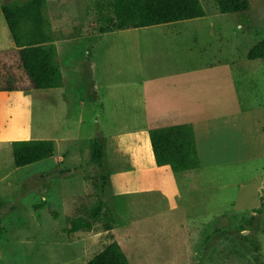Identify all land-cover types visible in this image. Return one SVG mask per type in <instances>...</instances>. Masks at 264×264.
<instances>
[{
    "label": "rangeland",
    "instance_id": "1",
    "mask_svg": "<svg viewBox=\"0 0 264 264\" xmlns=\"http://www.w3.org/2000/svg\"><path fill=\"white\" fill-rule=\"evenodd\" d=\"M24 1L0 0V40L2 6ZM106 1L47 0L65 90L0 92V264H87L112 242L131 264H264L263 143L240 156L204 151L194 178H181L161 205L144 190L115 197V234L106 232L111 184L92 159L98 135L140 123L135 98L157 64L210 63L222 48L219 60L247 83L250 103L264 101V58H248L264 39V0L227 14L201 0L206 17L103 33L114 18ZM21 132L53 140L56 155L17 167L8 143Z\"/></svg>",
    "mask_w": 264,
    "mask_h": 264
},
{
    "label": "crops",
    "instance_id": "2",
    "mask_svg": "<svg viewBox=\"0 0 264 264\" xmlns=\"http://www.w3.org/2000/svg\"><path fill=\"white\" fill-rule=\"evenodd\" d=\"M2 27L0 50L16 48L7 21ZM191 35L197 41L202 37L198 33ZM221 49L214 51V62H198L184 68L172 60L147 69L135 98L142 119L140 123H132L127 129L115 131L114 128L104 132L114 217L111 228L106 232L115 234V197L137 196L144 190L150 203L161 205L169 201L170 191L181 178L192 180L202 166L201 162L199 168L179 172L173 171L169 165L158 166L150 138L152 128L191 124L195 130L200 161L204 151L214 157L219 149L226 154L238 150L236 153L240 156L254 145V140L264 144L263 97H258L256 104L250 103L247 83L237 79L230 64H222L219 60ZM65 85L64 80L62 87L49 90H65ZM132 116L130 113L129 117ZM111 124L115 125V114ZM1 136L0 140L6 141ZM20 136L22 138L8 144L12 145L15 140L34 139L22 132Z\"/></svg>",
    "mask_w": 264,
    "mask_h": 264
},
{
    "label": "trees",
    "instance_id": "3",
    "mask_svg": "<svg viewBox=\"0 0 264 264\" xmlns=\"http://www.w3.org/2000/svg\"><path fill=\"white\" fill-rule=\"evenodd\" d=\"M223 14L251 9V0H216ZM47 0H26L5 4L2 11L16 48L0 50V92L12 94L29 90L59 88L64 85L58 49L52 36V25L45 14ZM102 7L114 14L113 24L103 33L128 28H143L207 16L201 0H108ZM250 60L264 58V39L248 53ZM151 144L158 166L169 165L173 171L201 166L195 130L191 124L157 127L150 130ZM17 167L53 157L55 142L50 139H23L12 142ZM92 159L103 169V180H109L104 137L98 135L92 144ZM85 227L81 219L75 230ZM87 264H131L118 242H112Z\"/></svg>",
    "mask_w": 264,
    "mask_h": 264
}]
</instances>
